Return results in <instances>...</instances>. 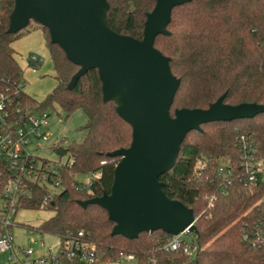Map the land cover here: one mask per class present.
I'll return each instance as SVG.
<instances>
[{
	"label": "trees",
	"instance_id": "obj_1",
	"mask_svg": "<svg viewBox=\"0 0 264 264\" xmlns=\"http://www.w3.org/2000/svg\"><path fill=\"white\" fill-rule=\"evenodd\" d=\"M107 1L108 26L142 39L147 14L157 0ZM14 7L15 0H0V94L9 100L11 119L20 121L27 113L49 117V111L58 108L64 119L77 110L87 117L80 139L66 142L60 137L52 146L68 155L66 163L57 172H48V182L31 181L30 195L17 200V213L53 212L39 226L27 227L56 234L61 241L79 239L96 246L103 256L92 264H117L121 253L133 254L137 264H264V180L245 183L249 152L239 141L245 135L257 158L264 159V113L252 119L213 121L190 131L173 166L160 175L166 195L194 211L198 233L191 244L181 238L180 247L171 249L175 236L163 230L133 239L114 235L115 222L108 212L97 204L83 207L80 201L111 192L120 157L108 153L129 147L133 128L118 113L117 101L104 99L98 69L88 70L69 87L80 67L51 41L48 28L31 20L23 29L9 31ZM36 29L43 31L56 80L41 101L26 92L13 45ZM167 29L169 34L159 35L155 47L170 58L172 73L181 81L172 115L180 108L207 109L222 95L230 105H264V0H188L173 8ZM27 59L31 66L41 64L31 61L30 54ZM227 162L232 174H219V167ZM95 173L100 176L92 177V185L81 188L77 176ZM55 180L60 188L50 192L49 183ZM5 183L0 175V198ZM187 246L190 253L184 251Z\"/></svg>",
	"mask_w": 264,
	"mask_h": 264
},
{
	"label": "water",
	"instance_id": "obj_2",
	"mask_svg": "<svg viewBox=\"0 0 264 264\" xmlns=\"http://www.w3.org/2000/svg\"><path fill=\"white\" fill-rule=\"evenodd\" d=\"M188 0H157L147 14L143 38L113 31L107 24V0H15L10 32L31 20L48 28L51 41L80 68L69 87L92 68L98 69L105 100L118 103V113L133 128L132 143L108 153L120 157L110 193L80 201L97 204L115 222L112 234L133 239L163 230L174 236L197 234L194 211L169 198L159 177L169 170L186 135L213 121L252 119L264 105L224 103L222 95L207 109L180 108L171 114L180 79L170 58L155 47L167 35L174 7Z\"/></svg>",
	"mask_w": 264,
	"mask_h": 264
},
{
	"label": "built area",
	"instance_id": "obj_3",
	"mask_svg": "<svg viewBox=\"0 0 264 264\" xmlns=\"http://www.w3.org/2000/svg\"><path fill=\"white\" fill-rule=\"evenodd\" d=\"M33 62L42 63L44 58L36 54H30ZM9 100L0 94V175L6 178L3 197L0 198V251L9 252V264H92L101 259L102 252L94 245L82 240L61 241L55 254L32 257L31 247L14 245L13 226L16 224V202L22 195H30L28 184L39 181L48 182V172H57V167L66 163L61 159H53L31 152L26 143L33 139L50 142L52 133L45 127L48 115H34L27 113L20 121L11 119L8 110ZM60 141L56 136L49 143V147ZM244 151L249 154L245 157L244 181L246 184L257 183L264 180V159L257 158L250 142L245 135L239 139ZM47 146V145H46ZM38 150L41 146H38ZM232 166L227 162L219 167V174H232ZM99 173L92 174L86 181L81 182V188H89L92 185V177H99ZM50 184V192L59 190L60 182L55 180ZM82 233H80L81 235ZM181 235L175 236L169 244L171 249L181 245ZM184 251L190 253V247ZM128 261L136 260L133 254L121 253L116 263L122 259Z\"/></svg>",
	"mask_w": 264,
	"mask_h": 264
},
{
	"label": "rangeland",
	"instance_id": "obj_4",
	"mask_svg": "<svg viewBox=\"0 0 264 264\" xmlns=\"http://www.w3.org/2000/svg\"><path fill=\"white\" fill-rule=\"evenodd\" d=\"M40 30L36 29L31 32L32 35L30 37H27V34L14 42L18 60L23 69V80L27 84L25 90L39 101L43 100L56 85L53 62ZM40 44H42V47H39ZM31 53L43 57L46 60L45 63H41L38 67L31 66L27 59ZM49 114L50 116L47 118L46 128L44 129L52 133L50 142L56 136L65 138L66 142H72L80 139L86 132L83 127L87 122V117L82 110H77L67 119H64L65 114L60 108L57 111H49ZM50 142L33 139L29 143H26V146L31 152H38L53 159H61L62 162L67 161L68 155H61L54 151L49 147ZM38 146H41L40 150L37 149ZM77 177L81 181H86L90 178V175H78ZM52 215L53 212L50 210H20L17 213L16 224L12 230L15 247L18 245L31 247L33 250L32 257L55 254L61 243L58 235L48 232L41 233L27 227V225L39 226L42 221L50 218ZM180 237L186 239L191 244L193 234H183ZM10 262L12 261L9 259V252L0 251V264H9ZM119 264H137V262L136 260L128 261L124 258Z\"/></svg>",
	"mask_w": 264,
	"mask_h": 264
},
{
	"label": "crops",
	"instance_id": "obj_5",
	"mask_svg": "<svg viewBox=\"0 0 264 264\" xmlns=\"http://www.w3.org/2000/svg\"><path fill=\"white\" fill-rule=\"evenodd\" d=\"M40 31H42V30H40ZM37 33H38V32H37ZM31 35H32V33H29V34L27 35V37H30ZM37 35H38V34H37ZM42 35L44 36L43 31H42ZM43 40H44V42H45V39H44V38H43ZM13 45H14V44H13ZM40 46L42 47V44H40L39 47H40ZM45 46H46V44H45ZM14 48H15V45H14ZM15 49H16V48H15ZM16 51H17V50H16ZM45 61H46V60L44 59V61L42 62V64L45 63ZM40 65H41V64H40ZM54 73H55V71H54ZM26 86H27V84H26ZM25 89H26V87H25Z\"/></svg>",
	"mask_w": 264,
	"mask_h": 264
}]
</instances>
